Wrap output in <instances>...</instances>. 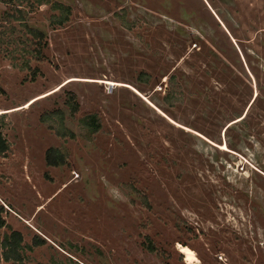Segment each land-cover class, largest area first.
Here are the masks:
<instances>
[{
  "label": "rangeland",
  "instance_id": "rangeland-1",
  "mask_svg": "<svg viewBox=\"0 0 264 264\" xmlns=\"http://www.w3.org/2000/svg\"><path fill=\"white\" fill-rule=\"evenodd\" d=\"M42 1L0 0L25 264H264V0Z\"/></svg>",
  "mask_w": 264,
  "mask_h": 264
},
{
  "label": "trees",
  "instance_id": "trees-1",
  "mask_svg": "<svg viewBox=\"0 0 264 264\" xmlns=\"http://www.w3.org/2000/svg\"><path fill=\"white\" fill-rule=\"evenodd\" d=\"M40 2H43L42 0H39ZM58 9H61L62 7H57ZM67 14L70 13V11L67 9ZM68 21V17L61 18L57 23L58 25H63ZM29 33L33 35L34 38L38 39L40 42L44 38V33L37 30V29H30ZM40 44V43H39ZM41 51L38 49L37 55H40ZM171 80V79H170ZM168 96V95H167ZM165 97V100L168 97ZM167 101V100H166ZM4 117H0V155H4L9 150V145L7 140L5 139L3 135V119ZM89 121H86V128L90 130L91 133L97 132L101 126L99 122H97L96 117L92 116L87 118ZM65 163L64 158L59 154L58 151L50 149L46 153V164L49 167H59ZM4 209L0 208V264H25V258L23 255V251L25 249L24 247V241L23 236L21 233L17 231H11L10 233H1V230L7 227L6 221L3 218ZM38 245H41L43 243H36Z\"/></svg>",
  "mask_w": 264,
  "mask_h": 264
},
{
  "label": "bare ground",
  "instance_id": "bare-ground-1",
  "mask_svg": "<svg viewBox=\"0 0 264 264\" xmlns=\"http://www.w3.org/2000/svg\"><path fill=\"white\" fill-rule=\"evenodd\" d=\"M70 81H76V79H72ZM32 102H30L28 104V106L31 105ZM221 148H223V149L226 150L227 147L226 146H221ZM179 250H180V252L183 255H185L187 264H198L199 263V260H198V258L196 256V253L193 250H191L189 247H187V246H180L179 247Z\"/></svg>",
  "mask_w": 264,
  "mask_h": 264
}]
</instances>
